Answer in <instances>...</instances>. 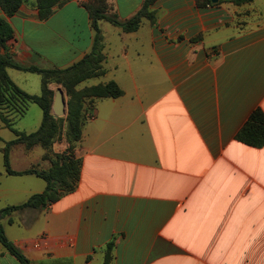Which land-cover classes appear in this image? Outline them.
<instances>
[{
    "label": "crops",
    "instance_id": "obj_1",
    "mask_svg": "<svg viewBox=\"0 0 264 264\" xmlns=\"http://www.w3.org/2000/svg\"><path fill=\"white\" fill-rule=\"evenodd\" d=\"M87 1L56 5L48 19L37 0L13 16L0 6L14 30L0 52L45 69L72 67L95 42ZM107 2L125 21L145 0ZM150 8L155 22L144 17L136 31L99 22L106 73L89 86L113 80L123 94L95 99L75 147L76 189L2 218L31 264H105L110 243L108 264H264V146L236 138L254 110H264V0H156ZM8 73L30 94L35 77L42 84L35 72ZM59 87L49 85L55 94ZM68 146L55 143L54 152ZM16 156L11 151L14 170L30 168L14 165ZM33 188H2L0 197L23 203L46 181ZM0 264L21 263L0 243Z\"/></svg>",
    "mask_w": 264,
    "mask_h": 264
},
{
    "label": "trees",
    "instance_id": "obj_2",
    "mask_svg": "<svg viewBox=\"0 0 264 264\" xmlns=\"http://www.w3.org/2000/svg\"><path fill=\"white\" fill-rule=\"evenodd\" d=\"M26 0H0V6L8 16H13ZM69 0H37L41 19H48L54 12L56 5L62 6ZM156 0H145L141 10L128 20H120L116 14H109L107 0H90L84 2L92 18L93 27L96 30V37L93 50L80 62L66 69H45L35 65H26L17 62L10 53L0 52V120L5 126L11 129L16 138L7 142L3 149L4 167L7 174L26 175L34 174L46 181V188L41 193L31 195L25 202L10 205L0 210V243L16 258L21 264H31L30 260L22 250L9 239L1 222L2 218L13 211L25 208L41 209L57 202L62 195L76 189L82 172V162L75 155L76 144L81 140L83 127L87 116L94 108L96 98L119 97L123 94L121 87L113 80L107 83H99L89 87L78 88L85 80L101 77L106 73L104 53V35L100 27V20H108L112 24L121 27L126 32L136 31L144 17L155 22V12L151 6ZM253 0H219L231 2L236 5L250 3ZM201 7L215 5L211 0H197ZM14 37V30L11 24L0 17V48H7V43ZM16 68L26 72H35L42 76V93L40 95L30 94L11 78L8 68ZM62 84L68 93V113L65 118L55 117L52 106L55 91L49 88L51 83ZM89 100V102H88ZM36 103L43 110V119L40 127L33 132H25L14 127L13 122L4 112L8 107L25 114L30 104ZM67 122L68 148L63 153L54 152V144L60 134L62 121ZM239 141L254 147L264 146V110L257 108L250 115L248 121L238 132ZM16 144H24L28 150L40 145L45 153L44 159H50L52 164L48 169L29 168L26 170H14L10 162V148ZM106 263H109L112 243L108 245Z\"/></svg>",
    "mask_w": 264,
    "mask_h": 264
},
{
    "label": "rangeland",
    "instance_id": "obj_3",
    "mask_svg": "<svg viewBox=\"0 0 264 264\" xmlns=\"http://www.w3.org/2000/svg\"><path fill=\"white\" fill-rule=\"evenodd\" d=\"M37 80H32V91L33 93H35V95H40L42 93V84H41V79L40 76L38 75ZM99 77H94L85 80L81 83V85H85V87H89V84L92 82L96 83L98 82L100 79H98ZM101 81V80H100ZM51 84H56L57 86H60L64 89V93H65V98L66 101L68 99V93L67 90L64 86H62V84L59 83H51ZM91 86V85H90ZM89 102V100H88ZM68 107V104H67ZM4 112L7 114V116H9V118L11 119V121L14 124V127L18 130L21 131H25V132H33L35 130H37L40 127V113L43 112V110L41 109V107L36 104V103H32L30 104L29 108L27 109L25 114H20V112L13 110L11 108H4ZM68 113V112H67ZM67 116H61L63 118H65ZM2 125L5 126V124L2 122ZM67 122L65 121V119L62 121L61 124V130H60V134L57 136L55 143H60L63 141L67 142ZM17 136L16 134L9 128L5 127H0V144L4 143V145L7 144V142L15 139ZM3 145V144H2ZM3 145V146H4ZM11 151L13 152V154L17 155L16 157H14V165H17V167H21L20 165H22V163L20 164L19 161L21 162H25V165H27V167L30 168H37V169H46L43 167V161H41V154L44 152V149L40 146V145H36L32 148V150H30L28 153L27 150L25 149V145L23 144H16L14 146H12L10 148V153ZM22 152V153H20ZM23 152L25 153V155L23 154ZM5 167H4V156L2 151L0 150V189L2 188H7V187H11L12 190L13 188L17 189V188H28V190L34 189V182L39 181V182H44L45 180L42 179L41 177H38L34 174H27L23 177H19V176H10L7 175L4 171ZM44 180V181H43ZM1 193V192H0ZM16 195V194H15ZM7 199L6 198H2L0 197V207L2 208H6L8 207V205H10L11 203H14L11 200H9L8 202H6ZM7 203V204H6ZM2 208V209H3ZM1 209V210H2ZM2 222V220H1ZM98 264V263H95Z\"/></svg>",
    "mask_w": 264,
    "mask_h": 264
},
{
    "label": "water",
    "instance_id": "obj_4",
    "mask_svg": "<svg viewBox=\"0 0 264 264\" xmlns=\"http://www.w3.org/2000/svg\"><path fill=\"white\" fill-rule=\"evenodd\" d=\"M213 3H218L219 0H211ZM52 111L55 117H61L67 114L68 107H67V101L65 98L64 90L59 87L56 91L54 102L52 106Z\"/></svg>",
    "mask_w": 264,
    "mask_h": 264
},
{
    "label": "built area",
    "instance_id": "obj_5",
    "mask_svg": "<svg viewBox=\"0 0 264 264\" xmlns=\"http://www.w3.org/2000/svg\"><path fill=\"white\" fill-rule=\"evenodd\" d=\"M41 245H42V242H41V241H36L35 244H34V246H35L36 248H40Z\"/></svg>",
    "mask_w": 264,
    "mask_h": 264
}]
</instances>
